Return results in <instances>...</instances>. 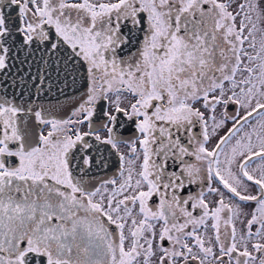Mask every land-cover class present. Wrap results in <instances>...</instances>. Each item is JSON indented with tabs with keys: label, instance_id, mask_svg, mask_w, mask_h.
I'll return each instance as SVG.
<instances>
[{
	"label": "snow or ice",
	"instance_id": "1",
	"mask_svg": "<svg viewBox=\"0 0 264 264\" xmlns=\"http://www.w3.org/2000/svg\"><path fill=\"white\" fill-rule=\"evenodd\" d=\"M0 264H264V0H0Z\"/></svg>",
	"mask_w": 264,
	"mask_h": 264
}]
</instances>
